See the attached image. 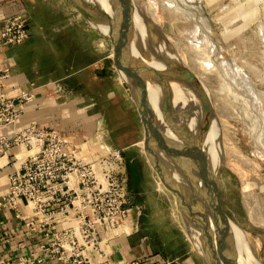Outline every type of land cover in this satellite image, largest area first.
<instances>
[{"label":"rangeland","instance_id":"1","mask_svg":"<svg viewBox=\"0 0 264 264\" xmlns=\"http://www.w3.org/2000/svg\"><path fill=\"white\" fill-rule=\"evenodd\" d=\"M62 1L64 7L55 0L45 8L55 17L68 8L72 25L67 35L74 54L80 51L87 59L102 60L97 81L91 86L82 81L68 84L65 97L77 95L88 104L91 96L94 105L88 112L98 115L102 143L110 149L120 150L130 139L135 141L122 151L124 166L129 156L134 157L141 174L140 194L133 188L130 195L137 207L132 213L137 231L129 242L169 264H208L201 253L202 248L207 249L204 235H195L194 228L187 225L175 195L160 181L145 155L140 112L129 81L116 67L111 42L69 0ZM120 4L125 6L121 14L104 1V12H96L116 34L122 28L127 33L123 32L129 55L126 63L133 67L134 62L146 78L142 80L149 97L147 118L155 130L153 137L157 133V139L165 142L169 138L163 141L161 136L173 135V141L164 143L172 156L176 151L170 144H180V134L187 140L198 136L205 159L212 144L211 174L215 175L221 209L247 246L240 257L245 264H264V0H124ZM122 13L129 22L116 29ZM64 55L69 56L68 51ZM113 96L117 98L114 102ZM165 107L170 111L169 122L165 120L169 115L160 113ZM177 116L179 124L186 120L184 128L183 123L176 126ZM116 131L131 136L124 142ZM197 144L196 153L201 155ZM157 145L163 158L165 153ZM192 149L191 156L195 154ZM172 156L167 157L169 162L176 161ZM210 188L209 197L213 195ZM181 191L189 200L196 195L186 187Z\"/></svg>","mask_w":264,"mask_h":264},{"label":"built area","instance_id":"2","mask_svg":"<svg viewBox=\"0 0 264 264\" xmlns=\"http://www.w3.org/2000/svg\"><path fill=\"white\" fill-rule=\"evenodd\" d=\"M28 37L20 15L7 19L0 41L17 44ZM0 73V128L15 125L31 92L7 97ZM24 152L8 176L0 205L15 213L28 207L25 218L32 232L49 228L45 248L61 264H169L156 255H138L124 261L111 258V242L128 236L135 208L127 190L123 155L104 143L77 146L53 128L30 122L10 135L0 136V157L11 149ZM22 153V152H21ZM41 259L17 256L0 264H36Z\"/></svg>","mask_w":264,"mask_h":264},{"label":"crops","instance_id":"3","mask_svg":"<svg viewBox=\"0 0 264 264\" xmlns=\"http://www.w3.org/2000/svg\"><path fill=\"white\" fill-rule=\"evenodd\" d=\"M50 1L55 0H0V31L5 21L15 15L25 20L28 31V37L20 43L0 41V73L7 75L3 81L4 92L7 97L23 91L31 92L33 96L24 105L19 121L0 128V136L10 135L12 131L35 122L39 126L56 129L77 146L96 147L102 143L103 136H100L96 123L98 115L88 112L94 105L91 96L86 104L77 99V95L70 99L64 93L69 91L68 84L74 85L76 81L90 86L96 82L102 60L87 59L80 51L74 54L75 49L67 35L72 25L69 10L65 8L55 17L45 8ZM57 1L65 6L62 0ZM67 51L69 56L66 57L64 53ZM17 153L14 148L0 157V201L7 193L9 174L17 168ZM31 214L28 207L21 206L15 213L0 205V263L22 255L41 259L36 264H61L44 250L51 240L47 233L49 228L32 232L26 228L25 218ZM136 231L137 224L133 220L130 235L111 242L113 260L124 261L146 253L144 247L129 242Z\"/></svg>","mask_w":264,"mask_h":264},{"label":"water","instance_id":"4","mask_svg":"<svg viewBox=\"0 0 264 264\" xmlns=\"http://www.w3.org/2000/svg\"><path fill=\"white\" fill-rule=\"evenodd\" d=\"M117 1V0H116ZM120 3H122L124 0H119ZM69 2H71V4H73L76 9L85 17L87 18V20L89 21L90 19L92 20H96V17L98 16V11L96 12L95 9H93V7L90 6V4H87L86 2H83V0H69ZM119 14L120 12L117 11ZM123 13H122V17L119 19L118 24L116 25V29L117 26L120 25V28H122V24L123 23H128L129 20L125 18H123ZM124 27V26H123ZM126 29V28H125ZM127 30V29H126ZM122 31L124 33H126L125 30ZM114 29L112 28V31L110 33L109 36H105L108 38V40L111 42L112 46H113V59L114 62L116 64V67L118 69L119 72H121L122 74H124V76H126V79L129 81L128 86L132 92V95L134 97L135 103L138 107V110L140 112V116H141V122L143 125V130H144V151L145 154L149 160V162L151 163L152 167L154 168V170L156 171V173L158 174V177L160 179V181L164 184V186L166 188H168L169 190H171L173 192V194L176 197L177 200V205L179 206V209L184 212L186 215L189 214V216H195L197 218V222H198V227L200 228L201 232L204 235V240L206 241L205 246L207 247V250H209V252H214V255H210V257H208L206 260V262L208 264H237L236 260H235V256L233 255V250L231 248H229L231 252V257L230 258H226L227 262H224V259L221 258V251L223 248H225V242L226 245L228 246V239H229V219L227 218V216L223 213L222 209H221V204H220V200H219V195L217 192V188L215 185V175L211 176L209 178V183L210 186L213 189V195L210 197V199L205 200L203 203L201 202H197L195 204H190L189 203V199L184 195V193L181 191L185 188V186H183L182 184L187 183L188 187L190 190H194L192 184H193V175H192V182L191 179L187 178V174H185L182 170L181 172L178 170V173L173 171V170H168L166 171L165 169H163V165L160 164L161 163V156L157 153V151H155V149H152L153 147H149V145L147 144V140L148 138H151V131H152V127L149 126V124L147 125V121L148 118H146L147 114H146V99L144 98V96H142L141 94V89H142V85L139 83V81L136 79H133L130 75V72L132 70V67L130 65H128L126 63V58L128 57L129 59V55H127L126 52V47H125V42H124V38L125 35H123V32H121L120 34H117L114 32ZM127 66V67H126ZM139 91V92H137ZM156 136V134H155ZM158 137V135L156 136V138ZM159 155V157H158ZM172 155L169 154L170 158ZM175 173L176 178H174L171 173ZM191 171L189 170V173ZM182 173V175H181ZM203 177V176H202ZM201 177V178H202ZM182 179L183 183H178L177 181H180ZM199 179H196V181H198ZM195 181V180H194ZM195 181V182H196ZM202 181V180H201ZM194 182V184H195ZM199 182V181H198ZM187 189V188H186ZM192 190V191H193ZM197 191H199L197 189ZM198 198V196H196ZM195 198V197H194ZM188 199V200H187ZM194 203V202H193ZM184 208H186L184 210ZM209 208V209H208ZM211 209V210H210ZM184 210V211H183ZM188 210V211H187ZM209 210V211H208ZM210 213V214H209ZM213 238L214 240V244L211 241ZM213 246L215 247V250L213 251Z\"/></svg>","mask_w":264,"mask_h":264},{"label":"bare ground","instance_id":"5","mask_svg":"<svg viewBox=\"0 0 264 264\" xmlns=\"http://www.w3.org/2000/svg\"><path fill=\"white\" fill-rule=\"evenodd\" d=\"M103 1L104 2H107L108 4H110V5H112V7L114 8V9H116L117 11H119L120 12V14H121V12H123V11H121L122 9H125V6L123 7V5L122 4H120V1L118 0V2L116 1V0H83V2H86L87 4H90V6L91 7H93V9H95V10H101L102 12H104L103 10H105V7H104V5H103ZM126 4H128L127 3V1H126ZM101 7H103L104 9H102ZM108 11V10H107ZM116 11V12H117ZM98 14V13H97ZM118 15H116V17H117ZM107 19V18H106ZM89 24L92 26V28H94L96 31H98L101 35H105V36H109L110 35V33H111V29H112V27L110 26V25H106L105 24V22L103 21V19L100 17V15L98 14V16L96 17V20H92V19H90L89 20ZM109 24H111V22L109 23ZM112 25V24H111ZM120 28V27H119ZM121 30V29H120ZM121 32H123V31H121ZM114 33V32H113ZM119 34H120V32H119ZM126 37V36H125ZM127 38V37H126ZM126 52H127V48H126ZM198 53V52H197ZM134 55L137 57V53H134ZM140 58H141V55H140ZM127 59H128V57L126 58V61H127ZM190 60V59H189ZM132 62V61H131ZM143 62V61H142ZM130 63V62H129ZM144 63V62H143ZM193 63V62H192ZM198 63V62H197ZM145 64V63H144ZM133 67H132V69L134 70H132V74L134 75L133 77H134V79H136V81L138 80L139 81V83L142 85V89L140 90L141 91V94H142V96H144V98L146 99V116H148V111H147V107H149V104H148V100H149V97L148 96H146V86L144 87V82H143V80L142 79H146L145 77H144V75H143V73L142 72H140L139 71V69H138V67H136V65L134 64V62H132V64H131ZM214 65V64H213ZM144 69H145V67H143ZM203 69V68H202ZM122 75V74H121ZM132 77V78H133ZM211 78H213V77H211ZM126 82H127V80H126ZM128 83V82H127ZM178 84V83H177ZM179 85V84H178ZM176 86V85H175ZM180 86V85H179ZM182 86V85H181ZM244 86V85H243ZM242 88V87H241ZM240 88V89H241ZM245 90V89H244ZM178 91H179V89H178ZM137 92H139V91H137ZM180 92H182L181 90H180ZM239 93V92H238ZM241 94V93H240ZM181 95H182V93H181ZM152 96H154V95H152ZM243 96V95H242ZM156 98V97H155ZM253 100V99H252ZM155 101V100H154ZM157 101V103H158V100H156ZM246 101V100H245ZM154 103V102H153ZM161 103L159 102V105H160ZM192 104V103H191ZM155 105V104H154ZM162 105V104H161ZM161 105H160V107H161ZM251 105H253V104H251ZM163 107H164V105H162ZM175 107V106H174ZM251 108V107H250ZM178 109V108H177ZM150 110V109H149ZM175 110V109H174ZM162 111V113H165V116H166V113L169 115V116H167V118L165 119V120H167V122H169V121H171L169 118H170V114H169V112H168V110L166 109V107L165 108H163V110H160V112ZM176 111V110H175ZM253 111V110H252ZM159 112V111H158ZM178 112V111H177ZM176 112V113H177ZM161 113V114H162ZM175 113V112H174ZM179 115V114H178ZM163 116V115H162ZM253 116V115H252ZM164 117V116H163ZM183 117V116H182ZM147 118V117H146ZM172 118V117H171ZM185 118V117H184ZM183 118V119H184ZM148 119H149V117H148ZM177 119H178V116H177ZM182 119V120H183ZM188 120V119H187ZM254 120V119H253ZM256 120V119H255ZM147 121V124L149 123L150 125H151V122L149 121L148 122V120H146ZM178 121H179V119L177 120V123H178ZM186 121V120H185ZM185 121H184V123H185ZM166 122V123H167ZM181 122V121H180ZM183 122H181V124H182ZM184 123H183V126H182V128H184ZM168 124V123H167ZM181 124H176V126L177 125H181ZM149 125V126H150ZM175 125V124H174ZM168 126V125H167ZM176 128V127H175ZM181 128V129H182ZM171 129V128H170ZM178 129V128H177ZM183 130V129H182ZM153 131H155L154 130V128H152V132H151V136H153L154 135V133H153ZM171 131V130H170ZM178 131V130H177ZM184 131V130H183ZM182 131V132H183ZM173 134H174V132H173V129H172V131H171ZM175 132H176V130H175ZM153 133V134H152ZM156 134V136H157V133H155ZM175 135V134H174ZM173 136V135H172ZM176 136V135H175ZM227 136V135H226ZM177 137H179V143L180 144H182L181 143V141H183V143L184 142H186L185 141V139H184V137H185V135L184 136H182L181 134L179 135V136H177ZM200 138V137H199ZM219 138V137H218ZM217 138V139H218ZM157 139V138H156ZM156 139H155V137H153L152 138V140H151V138L149 139V141H147V144L149 145V147H153L152 149H155V151H157V149H158V145L157 144H159V142L157 143V141L158 140H160V139H157V141H156ZM218 141V140H217ZM148 142H150V143H148ZM151 142L153 143V144H151ZM200 142V141H199ZM210 142V141H209ZM201 143V142H200ZM164 143H162L161 142V140H160V145H161V147H162V149H161V147L159 146V148H160V152L162 151L163 152V150H166V151H168L169 152V154H170V150H169V147L167 148H165L164 149V145H163ZM156 145V146H155ZM183 145V144H182ZM181 145V147L182 148H184V147H186V146H182ZM199 145H202V144H199ZM210 145V144H209ZM204 146V145H203ZM205 147H207V146H205ZM212 147V146H211ZM214 147V146H213ZM193 148V147H192ZM191 148V149H192ZM179 150H180V148H178ZM204 149L205 148H203V151H204ZM207 149V148H206ZM209 149V148H208ZM212 149V148H211ZM186 150V149H185ZM193 150V149H192ZM177 151V150H176ZM181 151V150H180ZM203 151H201V155H199L198 153H196L197 152V150H194V155H192V156H194L193 158H192V156H190V158L188 157V158H186V160L187 159H189V160H187L186 162H188V164H190L191 163V175H193V179L196 181V179H199L198 181V184H197V182H195L194 180H193V184H192V186H193V188L195 189V191H193L195 194V198L193 197V199H190L189 200V202H190V204H193V202L194 203H199V202H201V203H203L205 200H207V199H210V197L207 195V193H209L210 195L212 194V190H211V188H210V190H209V187H210V183H209V178L211 177V157L209 156L208 157V159H207V165H206V162H205V158H203V155H202V153H204ZM161 152V153H162ZM185 152H187V151H185ZM184 152V153H185ZM190 152V151H189ZM177 153H178V151H177ZM176 153V154H177ZM184 153H178L177 155H179V156H181V159L183 158H185V154ZM160 156H161V154L160 153H158ZM190 154H192V153H190ZM159 155H158V157H159ZM177 155H174V157H175V159L177 158L178 159V161L180 160V158H179V156H177ZM187 155V154H186ZM23 156H24V154H22L21 152L19 153L18 152V154H17V157L18 158H23ZM164 156V155H163ZM165 157V158H164ZM163 158H162V156H161V162L163 163L164 162V160L163 159H165L166 161H168L167 160V158H166V156H164ZM200 158V160H198L199 161V164L198 165H200V169H193V168H195V165L193 166V164H195L194 162H192V161H196V158ZM205 157H206V154H205ZM160 158V157H159ZM192 161H191V160ZM183 161V160H182ZM181 161V162H182ZM171 162H173V161H171ZM161 163V164H162ZM174 163V162H173ZM165 164H167V162L165 163ZM169 164H170V162H169ZM181 164V168H183L184 169V163L182 162V163H180ZM168 165V164H167ZM166 165V166H167ZM171 165V164H170ZM171 166H173V165H171ZM170 166V167H171ZM176 166H178L179 167V165H177L176 164ZM189 166V167H190ZM207 166V167H206ZM164 167H165V165H164ZM177 167V169H179ZM206 167V168H205ZM193 169V170H192ZM205 170V171H204ZM206 170H207V173H208V175L206 174ZM234 170V169H233ZM180 171H181V169H180ZM189 172V171H188ZM203 176V177H202ZM206 176V177H205ZM202 177V178H201ZM202 180V181H201ZM191 182H192V180H191ZM194 182H195V184H194ZM209 183V184H208ZM208 185H209V187H208ZM186 188L187 189H189V187L188 186H186ZM197 189L199 190V193L197 194ZM186 191V190H185ZM185 191H182V192H185ZM190 191H192V190H190ZM187 193V192H186ZM188 195V194H187ZM198 195H200L201 197H200V199H199V196ZM193 196V195H192ZM196 196H198V198L196 197ZM188 197V196H187ZM190 198H192V197H190ZM211 200V199H210ZM205 203V202H204ZM209 209V208H208ZM211 210V209H210ZM184 211V210H183ZM209 211V210H208ZM210 214V213H209ZM184 216V215H183ZM186 217H187V219H186V221H187V225L189 226V227H193L194 228V232H195V235L197 234H201L202 232H201V230L199 231L198 229H196V225H197V223L195 222V220H193V219H191L190 217H189V215H186ZM184 218V217H183ZM229 222H230V225H229V239H228V243H229V245L227 246L226 245V243L227 242H225V248H223L222 249V251H221V258L222 259H224V262L226 263L227 262V257L228 258H230L231 257V252L232 251H230L229 250V248H231L232 250H233V255L234 256H236L235 257V259H237V264H245L244 262H243V260L241 259L242 257H240L241 255H242V253H241V250H247V246L245 247V244H244V242L245 241H243V238H242V236H241V233H240V230L229 220ZM194 235V234H193ZM202 235H203V233H202ZM197 238V237H196ZM204 238V237H203ZM198 239V238H197ZM204 240V239H203ZM212 242H213V244H214V240H213V238H212V240H211ZM202 247H204V246H202ZM215 250V247L213 246V251ZM206 251L207 252H209L207 249H204V248H202L201 249V253H202V256L205 258V259H207L208 257H210V254H208V253H206ZM236 254V255H235ZM245 254H248V253H245ZM211 255H214V253L213 252H211ZM247 262V261H246ZM227 264V263H226Z\"/></svg>","mask_w":264,"mask_h":264},{"label":"flooded vegetation","instance_id":"6","mask_svg":"<svg viewBox=\"0 0 264 264\" xmlns=\"http://www.w3.org/2000/svg\"><path fill=\"white\" fill-rule=\"evenodd\" d=\"M126 81V80H125ZM117 98L116 97H114L113 96V102L116 100ZM194 109H192V111H193ZM160 113H162V112H160ZM193 114H194V112H192ZM149 114V113H148ZM151 118L153 117V116H151V114L149 115ZM194 117V116H193ZM191 118V117H190ZM191 120H193V119H191ZM149 121V120H148ZM150 122H151V120H150ZM186 124H187V122H185ZM149 124V123H148ZM147 124V125H148ZM194 124H195V126L197 125V123H196V121L194 122ZM187 126V125H186ZM117 133H118V135H116V136H120V138H121V140L122 141H124L125 142V140H126V138H127V136L128 135H130L131 136V134H130V132H118V131H116ZM115 132V133H116ZM167 133H164V135H166ZM169 134V133H168ZM162 137V139H163V141H165V139H167V137L169 138L168 140H172L171 138H172V136H161ZM152 138H153V136L151 137V140H152ZM144 139V138H143ZM149 139L150 138H148V140L147 141H149ZM167 140V141H168ZM185 140L187 141V142H184L183 143V141H181V143L183 144H178V145H176V143H171L170 145L171 146H173V149H175V151L177 150L178 151V153H184L185 151H187V152H185L184 154H185V158L183 159H181V156H179V155H177L178 153H177V151H176V155L177 156H179V158H180V160L178 161V159L176 158V161H173V162H171V160H170V164L171 165H173V166H171L170 164H169V161H168V167L166 166V164H164L165 165V167H164V165H163V169H165L166 171H168L169 170V167L171 166L172 167V169H173V167H176V169H177V167L178 166H176V165H174V164H177V165H179V169H181L185 174H187V178H189V179H191L192 180V175H191V173H189L188 171L190 170L191 171V163L190 164H188V162H186L187 160H189V159H187L186 160V158H190V156H191V154H190V150L189 149H191L192 147H193V150H194V146H196V144L198 145V147H199V149L200 150H202L203 151V149H202V147H200L199 146V139H198V136H196L195 138H193V139H191V138H188V140L185 138ZM167 141H165V142H162V143H165L166 144V142ZM173 141V140H172ZM134 139H130L129 140V143L127 144V145H124L125 147H122L120 150H121V153H122V155H123V152L122 151H124V149H127L128 148V146L130 147V146H132V145H134ZM158 142H159V146H160V141L158 140ZM148 143H150V142H148ZM212 143V142H211ZM141 144H142V146H145L144 145V143H143V140H142V142H141ZM151 144H153L152 142H151ZM164 145V144H163ZM181 145L184 147V146H186V147H184V148H182L181 147ZM212 145V144H211ZM211 145H210V148L207 150V152H208V154H207V156H206V161H207V159H208V157L210 156L211 157V155H212V150H211ZM165 146V145H164ZM166 147V146H165ZM178 148H180V150L178 149ZM165 149V148H164ZM169 149H170V147H169ZM186 149V150H185ZM195 150H196V148H195ZM145 152V151H144ZM198 152V151H197ZM163 153H165V155L164 156H166V158L167 157H169L168 156V154H169V152L168 151H166V150H163ZM171 154V153H170ZM187 154V155H186ZM146 155V154H145ZM189 155V156H188ZM188 156V157H187ZM124 158H125V154H124V156H123ZM172 157H174V155L172 156ZM168 159V158H167ZM174 159H175V157H174ZM183 160V161H182ZM191 160V159H190ZM198 160H200V158H196V161H192V162H194L195 164H193V166L195 165V168H193V169H200L199 167H200V165H198L199 164V161ZM184 163V169L183 168H181V164L180 163H182V162ZM151 164V163H150ZM191 165V166H190ZM190 166V167H189ZM199 166V167H198ZM170 167V168H171ZM192 169V170H193ZM177 173H178V171H176ZM181 172V171H180ZM125 175H126V180H127V190H128V194H129V197H130V199H131V194H132V190H133V188H136V190L138 191V193L139 192H141V190H140V179H141V174H140V171H139V166H138V164H137V160L134 158V157H128L127 158V161H126V163H125ZM171 175L175 178L177 175H175V173L173 172V173H171ZM181 175H182V173H181ZM183 176V175H182ZM211 176H212V174H211ZM180 182L181 183H183V181H182V179L180 180ZM198 182V181H197ZM183 186H187L188 184L187 183H183L182 184ZM190 190V189H189ZM131 193V194H130ZM184 193V192H183ZM140 194V193H139ZM132 201V200H131ZM190 203V202H189ZM135 209H137V207L135 206ZM185 210V209H184ZM189 215V214H188ZM191 219H193V220H195V222L197 223V225H196V229H198L199 231H200V228L198 227L199 225H198V222H197V218L195 217V216H189ZM179 264V263H178Z\"/></svg>","mask_w":264,"mask_h":264}]
</instances>
